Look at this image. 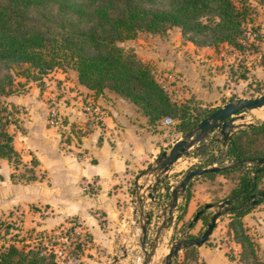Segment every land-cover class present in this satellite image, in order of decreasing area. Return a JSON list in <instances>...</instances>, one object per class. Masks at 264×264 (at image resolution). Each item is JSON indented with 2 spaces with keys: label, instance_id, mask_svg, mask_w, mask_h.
<instances>
[{
  "label": "rangeland",
  "instance_id": "rangeland-1",
  "mask_svg": "<svg viewBox=\"0 0 264 264\" xmlns=\"http://www.w3.org/2000/svg\"><path fill=\"white\" fill-rule=\"evenodd\" d=\"M245 1L249 7L246 21L247 33L245 38H243V47L241 48H237L227 42H221L216 46L194 43L193 41L199 42L200 39L196 36L192 37L190 33L183 34L179 26H171L166 31L157 33L140 31L135 37L126 39L120 42V44L125 50H134L141 60L149 62L153 68L154 75L165 89L168 88L170 83H176L173 81L178 79V77L175 76V80H172L173 78H168V76L165 75L171 72V69L174 70L173 62L175 59L171 57L175 55L178 58L186 56L191 58V53L193 52L200 54V46H211V50L206 51H211V53L217 52L222 59V62L219 63H222L221 67H224V76L220 84L222 86L221 91L223 92L219 96L220 100H226L225 102H227L238 97L252 98L259 96L264 92V66L261 64L260 50L264 47V0ZM147 4L153 7H166L168 5V0H154ZM51 11L56 13L55 4H52ZM187 43L190 44V46H184V48H182V44L188 45ZM196 54L194 55L196 56ZM194 61V67L204 62L200 60V57H196ZM194 71H196V68H194ZM0 72H10L14 78V91L8 95L0 96V103L6 107L4 113H6L11 120L8 125V130L12 135L17 131H25L23 123L30 112L22 102L24 100L23 98L27 97L26 93L31 87L34 89L32 91H37V93H39V91L36 90L37 88H35L36 85L39 87L40 91H47L41 98L44 105L47 107L46 121L48 126L54 127L61 149L66 152L69 150L79 159H85L89 156L87 149L81 148L83 137L93 129L103 127L104 124L102 123V113H100V110H103L104 106L101 101H103V97L107 96V94L103 93L104 89L108 88H104L100 93H96L94 90L87 88L78 81L77 72L71 66H65L63 68L55 67L44 74L38 81L23 76L20 68L15 66L9 68L4 63L0 65ZM200 74H202V71ZM180 86H183L181 88L183 89L185 84ZM167 91L171 99L177 103L187 101L192 107H212L211 103L203 104L202 100L194 96H186L183 91L180 93L177 87L176 89L170 87ZM37 93H34L33 98L38 97L39 94ZM78 95H80L82 101V103L78 105V108L82 111L77 114L82 116H80L79 119H73L72 117L69 118L67 115L60 113L57 102L60 100L65 107L67 104H70L71 98H77ZM13 100L15 102H12ZM52 110L55 111L57 115V119L54 116L53 121L51 120L53 118L51 114ZM70 111L74 112L71 108ZM260 111L255 113L254 110L250 109L245 110L243 114L247 121L259 122L261 121V119L258 118L261 116L259 113ZM84 112H86V114ZM83 116L84 120L82 121ZM173 119V123H163L162 121L156 123L161 126L164 125L162 128L164 135L162 137L166 142H170L173 138L182 134L176 127L177 120L175 118ZM79 121L83 123H79ZM99 137H101V135H99L98 138ZM13 143L15 147H18L19 151L15 149L19 154V159L16 160V162L8 159L7 161H9L11 165L10 178L14 187H16L15 191L18 195L17 197L20 196L21 201H18L17 204L12 207L0 206V209H2V211H0V217L11 222L13 226L10 230V234L5 237L8 242H14L19 248L25 250L32 249L37 251L38 255L41 257L38 264H140L144 252L140 246L141 228L137 222L139 214L138 212L133 213L134 208L137 206V200L134 195V178L136 174L147 165L135 172L133 177L127 178L126 181L121 182L125 186L123 188V193L126 198L119 199V204H121L122 207L120 208V219L117 222L118 227L114 229V237L115 242L119 243L122 241L123 243L121 247L118 248V251L112 254L111 252H106L105 248L100 246V242L93 240L94 235L91 222L82 218L81 215L69 214L66 217H60V220L50 222L48 219L54 214V212H52L54 209L50 208L52 206L51 204L45 202H31L28 198H24L28 194V188H25L27 184L44 180L50 185V182L47 181V179L45 180L47 176L46 171L38 167L39 160L33 155L29 156L32 151H30L24 143L19 141V137L14 140ZM258 144L263 148L264 139L260 140ZM162 150L163 149L159 150V153ZM199 152L202 154L200 158L187 159L188 163L186 162L183 173L192 166L196 167L199 166V164H205L209 157H213L212 162L201 166L217 165L220 164V160H226L223 162L225 164L233 161L232 158L223 154L218 143L214 144L211 142L210 146H206ZM49 154V149L44 150V155ZM246 170H250L249 173L253 175L252 164L245 163L242 168L229 171L228 173L215 172L213 175L205 177L200 176L201 179L208 181V186L206 188L209 193L208 202L216 203L222 201L224 198L232 197L233 195H230L231 190L234 187H238L239 177ZM151 179L152 176H149V178L142 176L139 178L138 183H145V185H148ZM87 180H91L93 183L89 184L90 189H84L83 183ZM117 185L119 187L121 186L120 183ZM258 185L260 189H264V175L261 177ZM79 187L81 193L93 196L98 192L99 185L97 179L90 175L87 177L84 176L79 180ZM4 189V187L1 188V190ZM130 194L132 200L128 198ZM146 200H149V198H145V209H152L155 213L159 211L161 200H157L160 203L154 208H152L150 200L149 203L146 202ZM131 201L133 204H131ZM253 201L254 200H249L246 203L245 207H249L250 210L242 217V220L246 231L251 235L258 246L257 253L259 257L264 258V200H257L255 203ZM203 206L204 203L200 204L198 207L200 209ZM215 209V206L205 209L208 219ZM179 212L180 211L175 214V217ZM106 215L107 213L101 207L95 206L90 209V217L93 218L94 225L97 224L101 229L107 228ZM183 216L179 220H177V217L175 218L174 228L169 238L160 243V249L156 257L148 264H163L164 256L173 241L176 239L193 237L190 235L197 236L206 227V223L199 218L192 227L188 228L187 223L194 215L188 219H184ZM231 216V211L220 216L215 225L217 227L216 230L213 232L215 229L214 227L206 242L201 245H193L195 246L193 253H187L185 250L186 248L180 249L177 255L172 258L171 264H206L204 258L199 254V246L214 251L223 248L225 254L233 264H245V261L242 260L240 256L242 247L240 243L236 241L233 231L229 226ZM154 231L155 228L153 227L149 232V240L146 244L147 249L150 247L149 245L152 241ZM124 249L126 250L125 255L123 254ZM116 255L119 256V259L113 262V257Z\"/></svg>",
  "mask_w": 264,
  "mask_h": 264
},
{
  "label": "trees",
  "instance_id": "trees-1",
  "mask_svg": "<svg viewBox=\"0 0 264 264\" xmlns=\"http://www.w3.org/2000/svg\"><path fill=\"white\" fill-rule=\"evenodd\" d=\"M153 1L0 0V65L18 67L23 76L36 81L55 67L71 66L77 72L78 81L87 88L96 93L104 88L118 93L133 102L147 116L149 124L160 123L166 116L175 118L176 127L184 135L217 107L197 108L187 101L172 100L149 62L141 60L134 50H125L120 42L135 37L140 31L157 33L179 26L183 34L190 33L200 39L194 43L216 46L227 42L241 48L247 33L249 7L245 0H168L166 7L147 4ZM52 4L56 5V13L51 11ZM260 50L264 66V47ZM13 80L10 72H0V96L14 91ZM5 109L0 103V158L16 162L19 154L8 130L11 120L4 113ZM262 139L264 121L239 128L222 147L223 154L233 161L263 156L264 147L258 144ZM212 158L199 166L211 163ZM244 164L218 172L228 173ZM251 164L255 173L258 165ZM249 171L240 175L239 185L230 195L242 190L246 193L263 190L258 182L264 168L255 178ZM213 174L215 172L205 176ZM190 185L184 192V201L179 204L177 220L185 213ZM236 205L232 200L226 206L232 212L229 226L242 247L240 256L245 264H264L242 220L250 208H235ZM199 218L207 223L206 210ZM12 227L11 222L0 217V264H38L41 257L37 251L19 248L5 239ZM185 250L193 253L195 246Z\"/></svg>",
  "mask_w": 264,
  "mask_h": 264
},
{
  "label": "crops",
  "instance_id": "crops-1",
  "mask_svg": "<svg viewBox=\"0 0 264 264\" xmlns=\"http://www.w3.org/2000/svg\"><path fill=\"white\" fill-rule=\"evenodd\" d=\"M184 46H190V44H182V48ZM210 48L211 46H200V54L193 52L191 58L187 56L178 58L174 55L171 57L175 59L173 62L174 70L171 69V72L165 75L168 78H173L172 80H175V76L178 77L176 81H173L176 83L169 84L171 88L176 89L177 87L179 92L182 93L183 91L186 96H194L202 100L203 104L211 103L212 106L218 107L226 101H221L219 97L223 92L220 84L224 76V67H221L222 63H219L222 62V59L217 52L206 51L211 50ZM196 57H200V60L204 62L194 67ZM143 59L147 60L146 58ZM201 71L202 74H200ZM182 84H185L183 89H181L183 86H180ZM169 86L168 88H170ZM35 88L39 93L32 91L34 89L31 87L26 93L27 97L22 99V104L29 109L30 114L23 123L25 131H17L13 135V141L19 137V141L32 151L29 156L33 155L39 160L38 167L46 171L45 180L47 179L50 185L44 180L27 184L25 188H28V194L24 198H28L31 202L51 204L50 208L54 209L52 211L54 214L52 213L53 215L48 219L50 222L60 220L69 214L81 215L82 218L91 222L93 240L100 242V246L104 247L106 252L114 254L123 243L122 241L115 242L114 237V229L118 227L117 222L120 219V208L122 207L119 204V199L126 198L123 193L125 186L121 182L133 177L135 172L154 160L159 154V150L168 149L183 135L166 142L162 137L164 125L149 124L147 116L133 102L110 89H104L103 93L107 96L103 97L101 102L104 108L100 110L104 125L99 129H93L83 137L81 148L87 149L89 156L85 159H79L69 150L66 152L59 146L54 127L48 126L46 121L47 107L41 99L47 91H40L36 85ZM34 93L39 94L38 97L33 98ZM57 103L60 113L63 115L73 119H79L82 116L77 114L82 111L78 108V105L82 103L80 95L77 98H71L70 104L65 107L60 100ZM70 108L74 112L70 111ZM84 113L86 114V112ZM83 120L84 116L82 117ZM82 121L79 123H83ZM99 135L101 137L98 138ZM211 142L218 143L222 150L223 145L211 137L194 144L189 148V156L183 155L171 165L170 175L167 181L157 188L158 193L163 190L165 184L169 185V189L175 185L185 170L186 162L188 163L187 159H192L194 155L200 154L199 151ZM15 148L18 150L17 146ZM48 149L50 154L44 155V150ZM0 164V206L12 207L21 201V197H17L16 187L10 178L11 165L9 161L1 158ZM90 175L97 179L99 185L98 192L93 196L81 193L79 187V180ZM201 176L205 177V174ZM119 183L121 184L120 187L117 185ZM189 184H191V194L187 200L184 219L191 218L199 209L200 204L209 203V193L206 190L207 180L198 176L192 179ZM2 187L5 189L1 190ZM155 197L158 198L156 195ZM128 198L132 200L131 194ZM184 199V194L178 197V205L173 210L174 220L165 230L167 233L164 241L169 238L173 231L175 214L179 211V204ZM146 202L149 203V200ZM131 204H133L132 201ZM151 205L152 208L157 207V203L152 202ZM95 206L103 208L107 213V228L101 229L97 224L94 225L93 218L90 217V209ZM216 228L215 226L213 232ZM198 250L206 264H233L223 248L214 251L199 246Z\"/></svg>",
  "mask_w": 264,
  "mask_h": 264
},
{
  "label": "water",
  "instance_id": "water-1",
  "mask_svg": "<svg viewBox=\"0 0 264 264\" xmlns=\"http://www.w3.org/2000/svg\"><path fill=\"white\" fill-rule=\"evenodd\" d=\"M263 105L264 92L256 97H238L225 102L223 105L218 106L215 110L201 118L192 130L177 139L168 149H163L151 163L136 174L134 178V195L137 200V206L134 208L133 213L138 212L139 218L137 219V222L141 228L140 246L144 252V256L140 264H148L156 257V249H158L160 243L163 241L162 235H164L165 230L169 228L174 220L173 210L178 205V197L184 194L192 179L207 173L232 168L243 163H254L258 165L256 172L253 173V178H255L256 173L264 168V155L232 161L227 164L197 166L186 170L181 175L179 181L170 189L169 185L165 184L163 185L162 191H159V193L157 191V188L167 181L170 175L169 169L171 165L181 156L190 155V147L208 137H211V139H214L225 146L232 134L239 128L243 126L248 127L256 123L247 121L243 112ZM261 121H264V119H261ZM142 176L147 178L152 176L148 185H145V183H138L139 178ZM258 194L264 199V189ZM155 195L158 196L157 199ZM251 196H253V194ZM146 197L149 198L151 203L154 202L159 204L160 202L157 200H161L158 212L155 213L152 209H145ZM232 198L233 197L224 198L222 201L216 203H205L202 208L198 209L193 218L187 224L188 228L192 227V225L199 219L203 210L214 206L216 207L211 213L206 223V227L199 235L185 239H176L170 244L169 249L164 256L163 264H171L172 258L177 255L180 249L192 245H201L206 242L216 225L217 219L229 211V208L226 205L231 202ZM253 202L255 203L256 201ZM153 227L155 228L154 235L150 242V247L147 249L146 244L149 240V232ZM123 254H126L125 249L123 250ZM118 259L119 256H114L113 262H116Z\"/></svg>",
  "mask_w": 264,
  "mask_h": 264
},
{
  "label": "flooded vegetation",
  "instance_id": "flooded-vegetation-1",
  "mask_svg": "<svg viewBox=\"0 0 264 264\" xmlns=\"http://www.w3.org/2000/svg\"><path fill=\"white\" fill-rule=\"evenodd\" d=\"M261 191V190H260ZM260 191H254V192H250V193H246L244 190L240 191L239 193L233 195L232 200L235 201V203H237V205L235 206V208H240L242 206H246V203L249 200H264L263 198L260 197V195L258 194ZM253 194V196H251ZM231 200V201H232ZM228 207V206H227ZM229 208V207H228ZM230 210V208H229Z\"/></svg>",
  "mask_w": 264,
  "mask_h": 264
},
{
  "label": "built area",
  "instance_id": "built-area-1",
  "mask_svg": "<svg viewBox=\"0 0 264 264\" xmlns=\"http://www.w3.org/2000/svg\"><path fill=\"white\" fill-rule=\"evenodd\" d=\"M51 114H52V116H53V118L51 119L52 121H53V119H54V116H55V118L57 119V115H56V112L55 111H53L52 110V112H51ZM163 123H170V122H174V119L173 118H171V117H169V116H166L164 119H163V121H162ZM202 154H198V155H195L192 159H198V158H200V156H201ZM222 159V158H221ZM224 161H226V160H224ZM223 160H220V164H225V163H223L224 162ZM215 163V162H214ZM89 184H93L92 183V181L91 180H87L86 182H84L83 183V186H84V189H90V185ZM89 185V186H88ZM165 204H166V202H165Z\"/></svg>",
  "mask_w": 264,
  "mask_h": 264
},
{
  "label": "bare ground",
  "instance_id": "bare-ground-1",
  "mask_svg": "<svg viewBox=\"0 0 264 264\" xmlns=\"http://www.w3.org/2000/svg\"><path fill=\"white\" fill-rule=\"evenodd\" d=\"M251 110H254L255 113H257L258 111L261 110V111L259 112L261 116L258 115V116H259L258 118H260V119H264V105L261 106V107L253 108V109H251ZM166 233H167V231H165L164 235H162V240H163V241H164V239H165ZM159 249H160L159 247H158V249H156V254L158 253Z\"/></svg>",
  "mask_w": 264,
  "mask_h": 264
}]
</instances>
